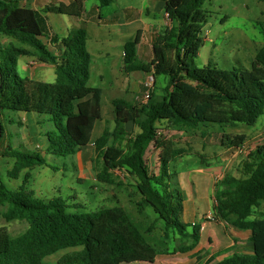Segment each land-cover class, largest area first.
Returning a JSON list of instances; mask_svg holds the SVG:
<instances>
[{"label":"trees","instance_id":"trees-1","mask_svg":"<svg viewBox=\"0 0 264 264\" xmlns=\"http://www.w3.org/2000/svg\"><path fill=\"white\" fill-rule=\"evenodd\" d=\"M98 1L101 7L112 2ZM204 1H166L165 10L172 26L164 41L154 45L150 64H141L137 59L140 31L126 43L124 70L154 71L155 78L166 76L164 95L153 101L152 94L148 104L142 106L125 99L114 100V128L107 127L93 140L96 124L102 117L103 90L89 85L92 59L87 49V31L76 29L64 38L58 55L42 40L48 37L44 15L80 17L83 0L48 6L42 12L24 6L20 0H0V36L12 40L6 46L0 45V114L25 112L48 116L54 129L46 133L47 151L53 155H76L93 143L97 159L103 164L97 173L98 181L113 184L112 171L129 173L142 195L139 206L143 209L150 206L164 221L165 235L173 231L183 240L191 238L189 245L179 247L180 253L197 247L200 227L184 223L185 197L175 173L170 171V163L188 151L162 137L161 125L163 130L172 127L198 130L202 123L254 126L264 115V47L257 52L250 70L195 65L205 41ZM23 56L38 57L54 65L56 80L43 82L21 76L18 60ZM129 123L135 127L133 133L127 131ZM225 137L223 146L237 151L248 140L245 134ZM2 139L0 117V143ZM151 149L159 153L158 174L151 173L146 159ZM1 156L15 160L8 173L13 179H19L24 171L47 165L38 152L11 146ZM246 156L242 176L227 175L217 183L214 211L219 219L251 232L254 254L235 253L215 264H264V218L252 219L264 202V144L250 149ZM29 178L30 173L26 172L17 191L9 190L0 179V205L7 207L5 219L29 224L18 237L0 227V264H129L156 259L158 250L146 240L124 208L73 213L62 198L35 199V193L28 189ZM153 229L150 227L148 233ZM68 250L72 251L57 263L45 262ZM213 262L212 258L206 264Z\"/></svg>","mask_w":264,"mask_h":264},{"label":"rangeland","instance_id":"rangeland-1","mask_svg":"<svg viewBox=\"0 0 264 264\" xmlns=\"http://www.w3.org/2000/svg\"><path fill=\"white\" fill-rule=\"evenodd\" d=\"M43 1L48 2V0ZM203 9L207 15L203 29L205 41L194 60L195 65L200 68L211 66L222 70H250L257 52L264 47V2L259 0H205ZM54 16L59 17L57 15ZM3 39L0 38V45L6 46L8 41ZM45 39L42 38L43 42ZM16 44L22 46L18 42ZM115 62L117 65L119 64L118 70H121L123 60L120 58L119 61ZM139 76H143L146 79L148 74ZM127 79L128 77L122 74L121 80L127 81ZM167 81L166 76L156 77L154 88L155 95L159 100L164 95ZM89 85L104 90L103 107L106 117H110L113 114L112 100H129V97L125 95H128V93L117 94L112 92L109 73L102 80L97 76L95 70L92 69ZM8 113L4 112L5 119L1 117V122L5 137L8 131L10 132V141L14 149L38 152L47 161L46 166H37L31 170L24 171L19 179L10 178L8 173L13 169L15 160L2 157L1 155L6 145H0V179L9 190H19L23 185L26 172L30 173L28 189L35 193V199L47 201L53 198H62L70 207V212L73 213H92L104 208L122 207L152 246L163 248L166 245L164 221L159 218L150 206L145 209L139 206L142 201V195L137 189L135 179L129 173L122 170L112 171L114 183H103L97 179V173H100L103 168L102 161L96 159V163L93 162L90 165L88 150L69 156L49 154L47 151L48 141H46V133L53 130L54 125L48 121V116H42L44 118L39 120L42 123L38 124L39 142L42 143L40 150L21 148L18 144L21 142L19 133H22L17 123L19 120L17 114L19 115V112ZM11 120L15 121L12 127H10L11 124L9 122ZM103 125L105 124L97 123L94 137L99 132H102ZM111 125L110 121L106 124L107 127H111ZM162 128H164L163 125H161L159 131L162 137L173 140L178 147L188 151L186 155L170 163V171L175 173L174 177L179 182L180 191H182L184 197L186 193L180 184L179 177L208 164L228 162L235 156V149L222 144L223 140L226 141V137L223 138L225 135L246 134L248 141L251 140L248 145L249 150L264 144V115L260 117L254 126L242 123H237L234 126L202 123L198 130L186 127H172L166 128L167 131H163ZM148 154L151 173H159L160 165L157 153L151 149ZM237 156L238 162L233 166L232 172L236 176H242L243 165L247 156L238 154ZM80 157L81 159L83 158L85 163L83 169H80L81 164L78 163ZM183 185L187 187L184 176ZM187 190L188 196L197 198L198 207H206V202L199 201L198 198L203 199L206 196L207 189L199 186L193 192L190 191L189 187H187ZM208 192L213 197V187L208 188ZM209 201L212 207L214 204L213 198ZM6 210L7 207L0 205V227L7 228L13 237H18L26 232L29 224L21 220L8 222L3 215ZM263 215L264 202L255 211L257 218L263 219ZM183 221L185 222L186 220L183 218ZM150 227H154V229L148 233ZM170 235L171 241L169 244L170 246H175L176 243L172 240L173 234L171 231ZM176 242L179 245L184 243V240L180 238ZM70 251L72 250L62 251L47 258L45 262L57 263L62 256Z\"/></svg>","mask_w":264,"mask_h":264},{"label":"crops","instance_id":"crops-1","mask_svg":"<svg viewBox=\"0 0 264 264\" xmlns=\"http://www.w3.org/2000/svg\"><path fill=\"white\" fill-rule=\"evenodd\" d=\"M20 1L26 7L42 12L48 6H57L60 4L67 5L74 0H48V2H44L43 0ZM166 1L167 0H112L110 5L101 7L98 0H83L84 11L80 17H71L54 13L44 15L47 21L48 31V37L45 39L44 43L48 45L55 55H58L60 53L59 49L61 48V42L64 38L68 37L76 29H85L87 31V49L92 59L90 79L92 69L95 70L97 76L102 80H104L109 73L112 92L117 94L122 92L128 93V95L125 94L129 97L127 101L132 104L140 105L139 100L145 92L144 81L146 79L139 75L148 73L141 71L127 73L124 70L125 45L127 42L133 40L140 31L141 41L137 47L138 62L141 64H150L153 61L154 45L161 44L164 41L172 26V23L166 19L165 15ZM3 37L4 36H0L1 39H3ZM3 40H7L8 43L12 41L7 37H4ZM120 58L123 60V65L120 68L121 70H118L119 64L117 65L115 61H119ZM18 70L21 76L32 80L43 82H54L56 80L55 66L41 61L38 57H20L18 60ZM122 74L128 77L127 81L121 80ZM152 94L153 99L151 100L156 101L158 98L156 95L154 96L155 88ZM103 97L102 117L97 123L105 125H103L102 132H99L96 137H94V130L93 140H96L102 135L109 121L112 123L110 128H114L115 126L114 111L110 117H106L104 114ZM114 100L111 101L112 107ZM17 116L19 118L17 123L22 130V133H19L21 136V142L18 143L19 147H25L35 151L40 150L42 143L39 142L38 124L40 122L39 120L44 117H39L35 113L25 112H19ZM0 117H4L2 119H5V114L1 113ZM9 122L11 124L10 127L14 126L15 121L11 120ZM126 128L130 133H133L135 130L132 123H129ZM163 131H167V129ZM10 137L9 131L6 137L3 132V139L0 144L6 145L3 153L10 146L14 148L11 144ZM46 141H48L47 137ZM250 142L251 140H247L243 146V153L239 154L238 151L235 150V156L228 160V162L224 161L223 163L219 162V164H208L183 174L184 181L187 183V187H189L191 192L195 191L199 186H203L207 189L206 196L203 199L198 198L199 201L206 202V207L197 206V198L188 196L187 187L183 185V176L179 177L180 184L186 193L182 219L184 218L186 220L184 222L186 224H197L200 227V243L197 247L190 252L180 253L178 251L179 247L182 244L189 245L191 243V238L185 239L184 243L178 245L176 241L182 237L178 233H173V231H171L173 234L172 240H174L176 244L175 246H170L169 242L171 241V235L169 231V236H166L164 233L166 245L163 246V248H157V246L153 245L158 250L157 257L153 262H135L129 264H206V262L212 258L214 262L211 264H215L235 253L246 255L254 254L253 244L250 241L251 232L240 230L230 222L219 219L214 211L217 183L227 175L236 176L232 170L233 166L238 162L237 154L240 156L246 155L249 150L248 145ZM15 144L18 146L16 142ZM83 150H88L89 164L91 165L93 162L96 163L97 152L93 143L81 148L79 152H83ZM155 153H157V159L159 160V153ZM148 156L149 154L146 156L147 162L149 159ZM78 163L81 164L80 169H83L85 164L83 158L81 159L80 157ZM211 187H213V197H211L208 192V188ZM211 198H213L214 202L212 207L209 201ZM256 218L254 213L252 219ZM189 232H191V228H189ZM199 257H202V259H198Z\"/></svg>","mask_w":264,"mask_h":264},{"label":"built area","instance_id":"built-area-1","mask_svg":"<svg viewBox=\"0 0 264 264\" xmlns=\"http://www.w3.org/2000/svg\"><path fill=\"white\" fill-rule=\"evenodd\" d=\"M165 15H166V19L168 21H170L169 20V15L167 13ZM155 83H156V78H155V75H154V71H152L151 73H148V76H147V78L145 80V83H144L145 92L142 95L141 99L139 100L140 106L146 105L150 101L152 92H153L154 87H155ZM243 150H244L243 147L238 149V153L239 154L243 153Z\"/></svg>","mask_w":264,"mask_h":264}]
</instances>
